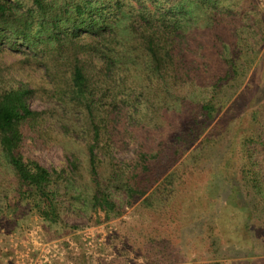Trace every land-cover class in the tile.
<instances>
[{
    "label": "trees",
    "instance_id": "16d2710c",
    "mask_svg": "<svg viewBox=\"0 0 264 264\" xmlns=\"http://www.w3.org/2000/svg\"><path fill=\"white\" fill-rule=\"evenodd\" d=\"M211 2L0 0V41L42 66L46 78L35 87L5 73L0 58V184L12 174L19 201L27 200L16 205V217L32 204L51 223L65 210L117 217L138 202L167 205L183 177L177 164L196 145L205 150L216 142L213 124L241 88L250 60L246 47L221 56L235 46L228 14L209 10L212 31L202 29L197 11ZM219 40H227L224 51ZM27 64L9 67L23 72ZM36 98L47 106L34 109ZM254 117L258 129L244 145L258 182L264 116ZM36 141L60 145L69 166L45 167L30 154ZM131 143L133 154L120 156Z\"/></svg>",
    "mask_w": 264,
    "mask_h": 264
},
{
    "label": "rangeland",
    "instance_id": "374dc122",
    "mask_svg": "<svg viewBox=\"0 0 264 264\" xmlns=\"http://www.w3.org/2000/svg\"><path fill=\"white\" fill-rule=\"evenodd\" d=\"M212 1L204 8L208 11H197L202 29L210 33L209 10L228 14L235 46L229 43L224 51L227 40H219L221 56L246 47L250 60L243 67L241 88L213 124L216 142L205 150L196 145L177 164L183 177L176 181L167 205L144 207L138 202L117 217H108L105 211L89 215L83 208L65 210L61 222L51 223L32 204L33 209H21L16 217V205L27 200L19 201L13 175L5 174L7 182L0 184V264H264V181L252 180L244 145L258 129L254 114L264 116V0ZM0 42L5 73L30 78L35 87L46 84L42 66L12 50L5 38ZM25 61L23 72L9 67ZM30 104L34 109L47 106L39 98ZM30 147L31 156L49 170L69 166L56 143L36 141ZM125 147L126 152L119 153L122 157L132 155L136 145ZM258 151L254 156L260 160ZM117 195L125 197L120 190Z\"/></svg>",
    "mask_w": 264,
    "mask_h": 264
}]
</instances>
